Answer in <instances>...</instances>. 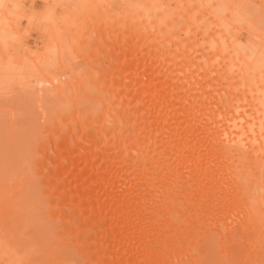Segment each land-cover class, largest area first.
<instances>
[{
	"label": "bare ground",
	"instance_id": "6f19581e",
	"mask_svg": "<svg viewBox=\"0 0 264 264\" xmlns=\"http://www.w3.org/2000/svg\"><path fill=\"white\" fill-rule=\"evenodd\" d=\"M21 106L85 264L264 254V0H0V118Z\"/></svg>",
	"mask_w": 264,
	"mask_h": 264
},
{
	"label": "rangeland",
	"instance_id": "374dc122",
	"mask_svg": "<svg viewBox=\"0 0 264 264\" xmlns=\"http://www.w3.org/2000/svg\"><path fill=\"white\" fill-rule=\"evenodd\" d=\"M21 107L23 108V106ZM24 107L28 106L24 105ZM29 107L31 109L30 105ZM20 111L19 116L15 114L16 117L13 115L14 117H7L4 120L0 118V252H7L1 258L2 262L0 259V264H6L5 258H10V251H12L10 248L17 253L30 250L31 257L34 258L32 261L35 264H85L86 260L81 251L74 245L73 232L70 231L72 227H63L57 216L51 214V208L54 205V202L51 201L52 196L48 194L47 190H44L45 185L41 182L40 174L34 170L36 169L35 164L38 162L34 156V148L41 141L36 132L38 123L36 113L34 110L32 112L28 110V113L21 112L20 114ZM26 111L24 110V112ZM68 141L69 137H60L56 143L54 142V149L49 148L48 153L51 156H58L61 149L67 147ZM51 156L40 162L42 167L52 168L55 166V163L58 162L55 161L57 156ZM69 167L71 166L65 169ZM52 179L55 180V177ZM86 186L87 184H84L81 188ZM259 216L260 220L264 219L262 218L264 214ZM260 239L258 244L260 246L261 243L262 247H260L264 253V239ZM236 240L242 241L240 238ZM236 243L239 242L234 243V250H240L242 243L240 242V245H236ZM30 247L31 249H29ZM244 248L240 252L244 251ZM8 249H10L9 254ZM211 249L213 250H210L209 256L211 254V257L208 258L209 260L207 259L208 264H264V254L262 257L260 256L261 258L254 260L251 257L238 256L237 251L230 257L227 253H223L217 244L212 245L211 243ZM27 261H24L23 264H32L31 259L28 263Z\"/></svg>",
	"mask_w": 264,
	"mask_h": 264
}]
</instances>
